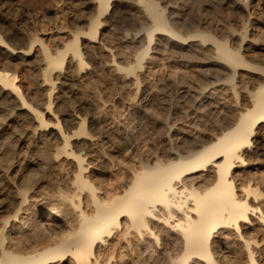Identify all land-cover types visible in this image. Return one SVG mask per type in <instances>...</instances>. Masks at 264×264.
<instances>
[{
	"label": "bare ground",
	"instance_id": "6f19581e",
	"mask_svg": "<svg viewBox=\"0 0 264 264\" xmlns=\"http://www.w3.org/2000/svg\"><path fill=\"white\" fill-rule=\"evenodd\" d=\"M74 1L0 22V264H264V0Z\"/></svg>",
	"mask_w": 264,
	"mask_h": 264
},
{
	"label": "rangeland",
	"instance_id": "374dc122",
	"mask_svg": "<svg viewBox=\"0 0 264 264\" xmlns=\"http://www.w3.org/2000/svg\"><path fill=\"white\" fill-rule=\"evenodd\" d=\"M73 1L74 0H70V1L69 0H4L3 2L0 3V22L3 24H7L13 28H18V27H22L23 29L30 28L29 30L31 31H35L36 29V31L38 30V33H45L48 27H52V25L54 26V24L60 25V22L61 24H64L65 21L67 22L69 20H73L74 18H76V16L79 15L78 12L80 11V9L78 7L73 8L75 6L72 4ZM64 11H65V14L63 13ZM70 13L72 17L70 16ZM63 14L67 16L68 18L63 16ZM65 18L66 20H64ZM41 35L44 36L43 34ZM162 97H161L162 99L159 98L160 99L159 101L161 103L159 104V101H157L156 103L157 105L155 104L153 106L154 109L152 110L153 112H155V110L157 112L163 111V113H165L166 115V113H168L170 108L169 106L164 107V104H162V102L166 101L168 103H172V106L174 105L173 107H175V103L179 101L180 98L178 99L179 94L178 92H176V90H172V91L170 90L165 96H162ZM174 99H175V103H174ZM169 100H172V101H169ZM161 106H163L164 108ZM157 107L159 109H157ZM172 111L170 110V112ZM143 124L145 125L144 122ZM146 125L147 126L145 127L147 128L145 129L143 128L144 126L142 127V123H141L140 126L142 127V130L143 129L151 130V127L148 126L147 123ZM260 175H262V177L264 176L263 174L257 175L259 179L262 178Z\"/></svg>",
	"mask_w": 264,
	"mask_h": 264
}]
</instances>
